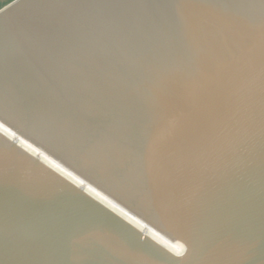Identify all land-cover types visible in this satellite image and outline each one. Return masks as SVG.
<instances>
[{"label": "water", "instance_id": "obj_1", "mask_svg": "<svg viewBox=\"0 0 264 264\" xmlns=\"http://www.w3.org/2000/svg\"><path fill=\"white\" fill-rule=\"evenodd\" d=\"M0 123V264H264V0H10Z\"/></svg>", "mask_w": 264, "mask_h": 264}, {"label": "bare ground", "instance_id": "obj_2", "mask_svg": "<svg viewBox=\"0 0 264 264\" xmlns=\"http://www.w3.org/2000/svg\"><path fill=\"white\" fill-rule=\"evenodd\" d=\"M0 130L4 131L6 134H9L10 136H15V133L10 128H8L5 125H3L2 123H0ZM20 142L24 146H26L28 149H30L33 153H36V154L40 155V157L45 162H47L53 168L58 170L60 173H62L65 176L69 177L70 179L74 180L76 183H82L75 175H73L67 169H64L57 161L53 160L50 156H48L47 154L43 153L42 151H40L36 147H34L31 143H29L25 139H20ZM85 186H86V190L89 193H91L93 196H95L96 198H98L99 200L104 202L105 204L109 205L110 207H113L114 209H116L119 212H121L124 215V217H126V218L132 220L133 222H136L139 225H141L135 217H133L130 213H127L126 211H124L119 205H116L110 198H108L104 194H102V193L96 191L95 189H93L90 184L86 183Z\"/></svg>", "mask_w": 264, "mask_h": 264}, {"label": "rangeland", "instance_id": "obj_3", "mask_svg": "<svg viewBox=\"0 0 264 264\" xmlns=\"http://www.w3.org/2000/svg\"><path fill=\"white\" fill-rule=\"evenodd\" d=\"M10 0H0V7L4 4H6L7 2H9Z\"/></svg>", "mask_w": 264, "mask_h": 264}]
</instances>
